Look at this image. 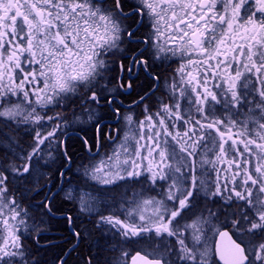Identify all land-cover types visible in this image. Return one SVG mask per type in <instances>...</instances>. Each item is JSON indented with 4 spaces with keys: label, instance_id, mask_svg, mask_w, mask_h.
<instances>
[{
    "label": "snow or ice",
    "instance_id": "snow-or-ice-1",
    "mask_svg": "<svg viewBox=\"0 0 264 264\" xmlns=\"http://www.w3.org/2000/svg\"><path fill=\"white\" fill-rule=\"evenodd\" d=\"M0 264H264V0H0Z\"/></svg>",
    "mask_w": 264,
    "mask_h": 264
},
{
    "label": "flooded vegetation",
    "instance_id": "flooded-vegetation-1",
    "mask_svg": "<svg viewBox=\"0 0 264 264\" xmlns=\"http://www.w3.org/2000/svg\"><path fill=\"white\" fill-rule=\"evenodd\" d=\"M70 207V206H69ZM56 226V222L55 221H53V227H55ZM53 235H59V233H53Z\"/></svg>",
    "mask_w": 264,
    "mask_h": 264
}]
</instances>
